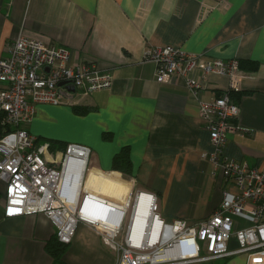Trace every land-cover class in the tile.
<instances>
[{
	"label": "crops",
	"instance_id": "0c3cea01",
	"mask_svg": "<svg viewBox=\"0 0 264 264\" xmlns=\"http://www.w3.org/2000/svg\"><path fill=\"white\" fill-rule=\"evenodd\" d=\"M19 35L64 46L70 64L95 63L112 74L109 90L36 106L26 128L54 144L55 152L69 143L91 149L98 171L88 176L91 198L121 206L130 191L148 192L157 198L163 220L193 224L216 210L224 190L236 192L203 158L213 148L199 119V103L228 90L229 79L205 76L196 94L183 77L160 84L155 65L143 62L153 47L237 61L242 76L230 94L240 109L237 123L251 135H229L223 153L264 171V0H0V59ZM193 77L201 74L195 71ZM121 150L130 161L126 175L112 169ZM4 204L0 180V264L115 263L114 252L84 224L55 258L50 246L58 242L47 216L6 219ZM218 261L207 264L223 263ZM247 261L245 255L225 259L227 264Z\"/></svg>",
	"mask_w": 264,
	"mask_h": 264
},
{
	"label": "built area",
	"instance_id": "2783aa9c",
	"mask_svg": "<svg viewBox=\"0 0 264 264\" xmlns=\"http://www.w3.org/2000/svg\"><path fill=\"white\" fill-rule=\"evenodd\" d=\"M143 62L155 65V79L160 84L185 78L192 94L203 88L205 76L229 79L228 90L212 102L199 103V119L213 148L203 158L212 164L214 173H222L232 183L236 192L224 190L216 210L193 224L163 220L157 198L148 192L135 191L121 206L91 198L87 195L88 176L98 172L91 149L69 143L63 151H51L47 141L38 140L26 128L36 106L68 101L73 94L65 89L67 86L74 88V94L87 96L109 90L112 74L95 63L70 64V51L64 46L19 35L8 44L7 56L0 59L4 218L42 213L54 225L55 239L61 245L71 243L79 224L87 225L114 252V264H207L237 255H246L247 264H264V171L235 162L223 153L229 135H251V130L237 123L240 109L230 94L238 90L242 76L237 61L207 59L164 46L147 50ZM195 71L201 78L193 77ZM143 193L150 197L147 216L135 228L138 199ZM237 219L248 222V226L239 228ZM232 237L238 246L229 250Z\"/></svg>",
	"mask_w": 264,
	"mask_h": 264
},
{
	"label": "trees",
	"instance_id": "16d2710c",
	"mask_svg": "<svg viewBox=\"0 0 264 264\" xmlns=\"http://www.w3.org/2000/svg\"><path fill=\"white\" fill-rule=\"evenodd\" d=\"M37 139L40 141H43L39 138H37ZM48 144H49L50 150L54 151L55 150L54 144H52L51 142H48ZM65 146H66V144L60 146V148L58 150L63 151L65 149ZM129 165H130L129 157H128L127 152L125 150H121V152L116 154L112 160V169L114 171H119V172L123 173L124 175L129 173L128 172ZM64 246L59 244V243H57V244L53 243L50 246L51 254L55 258H58L59 255L64 251ZM222 262L223 263H221V264H227L225 262V259Z\"/></svg>",
	"mask_w": 264,
	"mask_h": 264
},
{
	"label": "bare ground",
	"instance_id": "6f19581e",
	"mask_svg": "<svg viewBox=\"0 0 264 264\" xmlns=\"http://www.w3.org/2000/svg\"><path fill=\"white\" fill-rule=\"evenodd\" d=\"M149 200H150V197L146 193H143L138 199L137 218L135 221V228H138L143 224V221L147 216L146 206ZM151 240H154V237H152Z\"/></svg>",
	"mask_w": 264,
	"mask_h": 264
},
{
	"label": "rangeland",
	"instance_id": "374dc122",
	"mask_svg": "<svg viewBox=\"0 0 264 264\" xmlns=\"http://www.w3.org/2000/svg\"><path fill=\"white\" fill-rule=\"evenodd\" d=\"M120 178H121V175H120ZM134 193H135V191L133 190V191H130V194L128 195V196H131V197H133L134 196ZM114 200V199H113ZM237 221L239 222V228H244V227H246L245 225L246 224H243V222L241 221V220H239V219H237ZM237 243H236V240H235V237H232L231 238V242H230V244H229V246H228V248H229V250H232V249H235V248H237ZM246 256V255H245ZM219 262V261H218ZM216 263V262H215ZM215 263H213V264H215Z\"/></svg>",
	"mask_w": 264,
	"mask_h": 264
},
{
	"label": "water",
	"instance_id": "95a60500",
	"mask_svg": "<svg viewBox=\"0 0 264 264\" xmlns=\"http://www.w3.org/2000/svg\"><path fill=\"white\" fill-rule=\"evenodd\" d=\"M65 89H67L68 92H70L71 94H74L75 93V90L72 86H67ZM62 95H64L62 92H60ZM123 178L125 179H129L127 176H124L123 175Z\"/></svg>",
	"mask_w": 264,
	"mask_h": 264
}]
</instances>
